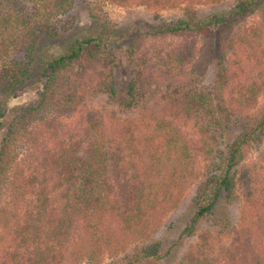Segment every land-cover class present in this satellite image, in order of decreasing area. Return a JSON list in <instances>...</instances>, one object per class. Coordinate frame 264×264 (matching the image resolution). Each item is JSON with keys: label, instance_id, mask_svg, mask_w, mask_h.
I'll return each instance as SVG.
<instances>
[{"label": "trees", "instance_id": "trees-1", "mask_svg": "<svg viewBox=\"0 0 264 264\" xmlns=\"http://www.w3.org/2000/svg\"><path fill=\"white\" fill-rule=\"evenodd\" d=\"M25 2L32 7L26 8ZM263 8L264 0H239L226 13L148 23L136 35L125 37L119 27L99 17L88 0H0L1 131L5 129L7 101L35 82H44L39 99L16 113L0 141V198L6 195L8 204L15 206L13 211L0 212L7 213L14 224L13 249L9 251L14 262L69 264L67 252L75 245L81 260L105 264L106 255L118 257L125 251L119 241L123 234L136 236L143 244L129 260L110 264H166L172 257L175 244L167 249L164 241L153 239L156 224L152 216L160 215L173 192L196 175L194 146L177 119L163 117L147 124V137L132 125L108 126L104 114L91 109L74 128L64 125L93 95H106L128 109L136 107L142 80L130 78L121 90L113 65L105 59L110 45L121 43L137 58L141 76L173 85L169 91L185 102L187 117H198L199 133L205 139L201 150L213 160L212 170L192 199L193 215L182 238L195 236L204 220L214 219L232 240L228 246L230 264H238L242 257L251 264H264V247L250 252L252 244H240L242 225L252 220L248 215L264 210V194L258 193L248 161L254 147L264 142V106L244 114L257 106L264 92V74L241 65L238 56L227 64L226 57L230 33ZM84 19L101 29L102 35H85L76 39L66 54L47 58L46 45L75 31ZM262 34L259 26H253L239 35L238 42L247 48L259 46ZM166 39L181 42L165 50L152 47L154 41ZM202 39L206 42L199 46ZM214 62L236 79L225 110L213 94L206 95L196 84L190 85L191 79H199V87ZM104 64L110 73L102 69ZM99 74L104 75L100 81L86 80ZM220 79L219 89L225 78ZM184 80L186 85L178 87ZM66 83L68 93L63 89ZM43 136L52 138L55 145L40 141ZM217 138L221 145L214 150L209 145ZM242 181L247 217L245 213L242 221L233 225L229 217L217 212L237 198ZM20 202L26 207L23 215L16 213L21 212ZM211 237L210 231L201 236L182 264H210L204 250Z\"/></svg>", "mask_w": 264, "mask_h": 264}, {"label": "rangeland", "instance_id": "rangeland-1", "mask_svg": "<svg viewBox=\"0 0 264 264\" xmlns=\"http://www.w3.org/2000/svg\"><path fill=\"white\" fill-rule=\"evenodd\" d=\"M13 3H19L21 0H11ZM82 2L83 0H76ZM239 0H172L169 2H156L148 0H138L132 3L114 1V0H88V3L94 10L102 17L103 20L109 21L120 28L122 36L129 37L136 35L138 32L146 28L148 23H160L177 20L180 18H203L208 15L226 13L230 11ZM26 8L32 7L29 2H25ZM79 27L68 33L61 39L52 41L46 45L45 55L47 58H55L60 55L66 54L69 51L71 44L78 38L85 35H102L101 29H95L93 24L88 20L79 21ZM253 26H259L263 31L262 45L259 42V46L242 47L238 42V37L241 33L251 29ZM229 46L227 48V64L236 56L242 62L241 65H246L249 69L253 70L256 74H260L262 71L264 74V8L259 11L257 15L251 16L245 22L237 24L234 30L230 33ZM180 39H166L154 41L152 47L156 50H165L179 45ZM205 40H201L199 46L205 43ZM151 46V44H150ZM125 44H114L105 51V59L107 63L113 65L114 72L116 74L115 79H119L121 82L120 89H124L128 86L130 78H136L142 80V83L138 85L140 90L138 91V101L135 103L136 107L128 109L120 104H116L108 99L106 95L99 94L93 95L88 98L86 102L75 111L69 119H66L64 125L66 128H74L76 121L84 117L87 110H93L100 114H104L108 122V126L119 127V125H132L138 127L137 130L143 136H148L149 128L147 124H155L159 118H176L177 125L182 130L185 136L190 140V146H194L195 152V177L187 184L179 187L173 192L171 198L167 200L166 205L160 212V215L152 216V221L156 225H153V239L164 241L167 249L170 246L176 245L172 257L166 264H182L184 257L190 252L193 246L200 242L201 236L207 231L211 232V239L209 240L208 247L204 250V255L208 257L210 264H230L228 259V247L232 240L228 235L221 232V228L218 224H215V220H204L195 236L182 238V231L188 224L193 213L190 209L192 199L199 185L204 181L207 175L212 170L213 160L210 156H207L203 150H201L202 143L205 141L203 136L199 133V119L196 115L187 117L184 113L185 102L180 98V95H176L173 91H169V88L173 86L170 82L162 79H152L147 76H141V70L138 67V60L133 55V52L128 49ZM227 64H223L227 66ZM228 67V66H227ZM102 69L108 74L109 68L102 66ZM250 71V70H249ZM110 73V72H109ZM104 75L90 76L88 79H100ZM220 76L223 85L220 86ZM75 77V76H74ZM76 78V77H75ZM77 79V78H76ZM263 79V78H261ZM187 80V79H186ZM186 80L181 81L178 87L186 85ZM191 80H193L191 82ZM190 85L199 92H204L206 95H214L216 101L220 103V108L227 109L226 102L233 94L236 79H232V73L225 72L221 69V66L214 62L210 64V68L206 74L205 79L199 87L197 86L199 79H191ZM44 82H35V84L25 88L17 98L7 101L6 106V119L5 129L0 130V141L4 136L7 126L18 111L22 108L34 104L40 97ZM225 88L223 89V87ZM189 86H187L188 89ZM66 93L70 92L68 84L63 87ZM181 99L182 103H180ZM187 101V99H184ZM264 106V92L261 93L258 99L257 106L254 109L244 110V114L260 111ZM179 123V124H178ZM142 136V135H141ZM150 139V138H149ZM43 143H50V146L55 145L52 138L43 136L40 140ZM159 141H162L160 139ZM1 143V142H0ZM221 145L220 139L211 141L210 147L214 150L219 149ZM248 161L252 166V175L254 176V183L259 189V195H263L264 191V142L260 146H255L250 152ZM183 187V188H182ZM236 191L237 198L227 205L218 210L217 215L223 217H229L233 225H238L242 221V216L247 217L246 201V186L244 181L240 182ZM259 197V196H258ZM0 211H13L14 205L10 202V198L4 195L0 198ZM24 202H20L21 212L18 210L17 214L23 215V211L26 210ZM252 217L247 223L242 225V231H240V237L242 241L240 244H252L250 252L252 250L260 251L264 247V222L261 217H264V210L255 212L254 215H248ZM12 222V226L11 223ZM10 227V228H9ZM14 224L10 220L7 213L1 214L0 212V264H16L23 263L22 259H17L16 262L12 259V255L9 251L10 245H13L12 231ZM137 238V239H136ZM77 243L81 244V240L77 239ZM119 241L122 248L125 251H121L118 257L106 255L104 258L105 264L113 263L118 260H129L135 253L138 252L143 242L140 238H129L126 234L120 235ZM11 245V246H12ZM234 247V246H233ZM71 251V253H69ZM24 251L22 250V255ZM78 250L76 246H70L67 252L69 258V264H88L85 260L78 258ZM238 258V264H251V260L248 258Z\"/></svg>", "mask_w": 264, "mask_h": 264}]
</instances>
